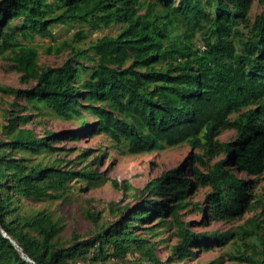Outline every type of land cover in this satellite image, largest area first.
Masks as SVG:
<instances>
[{"label":"trees","instance_id":"trees-1","mask_svg":"<svg viewBox=\"0 0 264 264\" xmlns=\"http://www.w3.org/2000/svg\"><path fill=\"white\" fill-rule=\"evenodd\" d=\"M254 1H0V58L12 62L22 83H34L27 89L0 86L15 99L0 137V264H30L5 233L37 264H176L193 259L196 249L234 238L263 239L260 216L227 232H197L184 219L200 213L207 225L236 221L258 207L264 211V189L261 197L256 193L264 171V10L253 18ZM76 24L119 31L84 47L88 36L81 29L71 41L46 49L48 55L70 50L62 66L42 67L30 43L54 39L55 27ZM47 115L78 128L62 135L29 127ZM225 131L236 137L222 140ZM99 134L130 155L184 144L192 152L182 166L136 190V205L111 204L113 222L86 210L92 236L74 233L70 245L62 244L64 220L45 210L25 214L22 201H67L76 183L89 189L107 181L91 169L106 152L84 150L68 160L71 150L57 145L63 136ZM112 184L133 189L127 182ZM201 188L209 189L205 200L193 202ZM165 228H173L178 240L171 246L174 260L157 255L153 237ZM130 254L138 256L130 260Z\"/></svg>","mask_w":264,"mask_h":264},{"label":"rangeland","instance_id":"rangeland-1","mask_svg":"<svg viewBox=\"0 0 264 264\" xmlns=\"http://www.w3.org/2000/svg\"><path fill=\"white\" fill-rule=\"evenodd\" d=\"M1 1V0H0ZM264 10L261 0H255L251 15L253 18ZM83 29L87 34V39L83 46L88 47L98 37L104 35H115L119 28L104 32H95L85 25H61L55 27L54 39H43L37 37L32 43L40 52V65L42 67H59L62 66L69 58L70 50L60 55H48L46 49L49 46L62 44L64 41H71L74 34ZM21 82L20 75L12 68V62L0 58V86L13 87L17 89H27L31 87ZM15 99L11 95L0 92V137L3 134V126L6 124V112L12 110L11 104ZM21 104H24L20 101ZM94 118H91L93 120ZM41 120V124L33 123L29 127L34 129L38 134L43 133V129H48L62 135L76 130L78 125L75 122H64L55 119L52 116H42L34 121ZM236 137L234 131H225L221 135L224 141H230ZM63 142L58 143L60 147L70 149L71 152L64 156L68 160H74L84 150H91L96 156L102 152H106L99 165L92 164L91 169L100 173H104L107 181L99 185L89 187L85 182L76 183L73 190L69 193L67 201H44L38 202L34 200H23V213L29 214L40 210L50 212L55 219L62 218L66 224V229L60 235L62 244L70 245L74 239V233L79 234L82 239L90 238L95 231V228L89 220L84 217V212L88 209L101 212L102 220L113 222L116 216L111 213V204L131 206L136 205L137 201L134 196L136 190H143L149 182L161 177L165 172L178 168L184 164L192 149L184 144L182 146L168 148L159 153L130 155L128 153H120L113 149L112 143L102 134L92 135L91 137H81L79 140H67L62 137ZM93 158V157H92ZM90 158V161L92 160ZM222 158V157H221ZM216 159L215 161L220 160ZM90 163V162H89ZM88 164V163H87ZM85 165H77V169L83 168ZM241 177H244L241 174ZM127 182L133 187L132 191L126 192L124 189H117L113 186L112 181ZM256 193L262 196L264 189V171L257 180ZM209 192L207 188H201L192 195L193 202H203L206 194ZM255 216H260L264 220V211L262 207H258L253 211L246 213L243 218L233 222H216L209 221L204 224V217L200 213H185L184 219L191 222L193 230L197 232H227L237 230L248 219ZM156 224L154 222L152 225ZM264 226V224H263ZM161 235L153 237L154 241H158L157 255L162 260H169L172 257L171 246L177 244V238L174 237L173 228L161 229ZM143 233V232H142ZM263 240V241H262ZM257 237H247L246 240L234 238L229 244L223 246H215L212 249L203 250L196 249L195 257L188 258L186 262H177L176 264H264V230L263 239ZM231 254L236 257L248 256L252 257L257 263H249L239 259L231 258ZM138 256V255H136ZM136 256L129 255L128 258L133 260ZM115 261H109L103 264H114ZM72 264H93L92 262H83Z\"/></svg>","mask_w":264,"mask_h":264},{"label":"water","instance_id":"water-1","mask_svg":"<svg viewBox=\"0 0 264 264\" xmlns=\"http://www.w3.org/2000/svg\"><path fill=\"white\" fill-rule=\"evenodd\" d=\"M5 237L13 242V244L17 247V249L21 252L24 259L29 262L30 264H37L35 261H33L28 254L25 252V250L13 239L11 238L7 233H5Z\"/></svg>","mask_w":264,"mask_h":264}]
</instances>
